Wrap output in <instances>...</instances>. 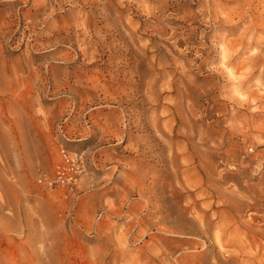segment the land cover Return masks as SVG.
<instances>
[{"label":"rangeland","instance_id":"obj_1","mask_svg":"<svg viewBox=\"0 0 264 264\" xmlns=\"http://www.w3.org/2000/svg\"><path fill=\"white\" fill-rule=\"evenodd\" d=\"M180 253L264 264V0H0V264Z\"/></svg>","mask_w":264,"mask_h":264},{"label":"bare ground","instance_id":"obj_2","mask_svg":"<svg viewBox=\"0 0 264 264\" xmlns=\"http://www.w3.org/2000/svg\"><path fill=\"white\" fill-rule=\"evenodd\" d=\"M140 53V52H139ZM147 55V54H146ZM135 66V65H134ZM23 69V68H22ZM28 69V68H27ZM33 69V68H32ZM145 69V68H144ZM138 70V69H137ZM155 70V69H154ZM100 72V71H99ZM151 72V71H150ZM34 73V72H33ZM126 73V72H125ZM19 74V73H18ZM17 76V75H16ZM134 76V75H133ZM141 76V75H140ZM144 79V78H143ZM136 81V80H135ZM147 84V83H146ZM145 84V85H146ZM122 87V86H121ZM132 89V88H131ZM123 91V90H122ZM109 94H111V93H109ZM111 97V96H110ZM147 97V96H146ZM122 101V100H121ZM107 103V102H106ZM122 105V104H121ZM150 112H151V110H150ZM107 117V116H106ZM125 117V116H124ZM140 118V117H139ZM140 120V119H139ZM111 123V122H110ZM153 126V125H152ZM91 127V126H90ZM112 127V126H111ZM151 136V135H150ZM145 139V138H144ZM146 140V139H145ZM148 141V140H147ZM146 141V142H147ZM155 144V143H154ZM161 155V154H160ZM172 161V160H171ZM137 173V172H136ZM153 176V175H152ZM131 179V178H130ZM137 179V178H136ZM144 180V179H143ZM139 181H141V180H139ZM141 182H143V181H141ZM150 182V181H149ZM159 183V182H158ZM162 183V182H161ZM131 184V183H130ZM142 184V183H141ZM140 185V184H139ZM138 185V186H139ZM166 185V184H165ZM173 185V184H172ZM152 186V185H151ZM161 188H164V187H161ZM160 188V189H161ZM167 188V187H166ZM169 188V187H168ZM139 190V189H138ZM171 190V189H170ZM173 190V189H172ZM152 191H153V189H152ZM165 192V191H164ZM142 194H143V192H141ZM170 193V192H169ZM127 195V194H126ZM141 195V194H140ZM144 195H145V192H144ZM154 195V194H153ZM164 195V194H163ZM146 196V195H145ZM145 196H144V198H145ZM168 196V195H167ZM156 197V196H155ZM160 198V197H159ZM147 199V198H146ZM146 199H145V201H146ZM166 199V198H165ZM150 202V201H149ZM196 204V203H195ZM148 205V204H147ZM171 205V204H170ZM157 206V205H156ZM166 206V205H165ZM149 207V206H148ZM179 207V206H178ZM157 208V207H156ZM168 208V207H167ZM175 209V208H174ZM138 211V210H137ZM196 211V210H195ZM166 212V211H165ZM197 214V213H196ZM160 215V214H159ZM164 215V214H163ZM138 216V215H137ZM161 216V215H160ZM198 216V215H197ZM192 217V216H191ZM141 218V217H140ZM190 218V217H189ZM136 219V218H135ZM171 219V218H170ZM183 219V218H182ZM196 219V218H195ZM163 220V219H162ZM140 221V220H139ZM198 222V221H197ZM151 223V222H150ZM199 224V223H198ZM201 224V223H200ZM206 224V223H205ZM203 227V226H202ZM180 230V229H179ZM201 230H202V228H201ZM205 234V233H204ZM181 235V234H180ZM206 235V234H205ZM181 239V238H180ZM206 239V238H205ZM183 240H184V238H183ZM187 242V241H186ZM195 242V241H194ZM201 243V242H200ZM150 246V245H149ZM198 246V245H197ZM191 248V247H190ZM173 249V248H172ZM187 249V248H186ZM225 249V248H224ZM187 251V250H186ZM190 251H191V249H190ZM212 252V251H211ZM190 253H192V252H190ZM206 253V252H205ZM37 254V253H36ZM181 254V255H180ZM179 255L180 256H178L177 255V261H178V264H205V261H195V257H193V256H191V255H185V254H182V253H180ZM223 254V253H222ZM41 255V254H40ZM193 255V254H192ZM197 256V255H196ZM208 256V255H207ZM228 256V255H227ZM238 256V255H237ZM218 257H219V255H218ZM230 257V256H229ZM220 258H222V257H220ZM211 259V258H210ZM217 259V258H216ZM225 259H226V256H225ZM231 259V258H230ZM174 260V259H173ZM228 260V262H229V259H227ZM223 261V260H222ZM226 261V260H225ZM46 262V261H45ZM175 262V261H174ZM210 262H212V261H210ZM210 262H209V264H210ZM221 262V261H220ZM219 262V263H220ZM230 262H231V260H230ZM49 263V262H48ZM164 263V262H163ZM43 264H47V263H43Z\"/></svg>","mask_w":264,"mask_h":264}]
</instances>
